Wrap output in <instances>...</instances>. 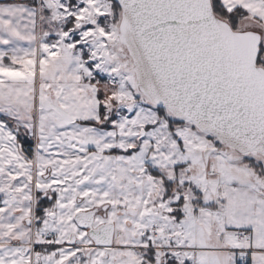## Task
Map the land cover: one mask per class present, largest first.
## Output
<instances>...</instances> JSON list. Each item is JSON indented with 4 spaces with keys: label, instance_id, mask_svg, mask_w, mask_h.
Returning <instances> with one entry per match:
<instances>
[{
    "label": "snow or ice",
    "instance_id": "6c2138e0",
    "mask_svg": "<svg viewBox=\"0 0 264 264\" xmlns=\"http://www.w3.org/2000/svg\"><path fill=\"white\" fill-rule=\"evenodd\" d=\"M0 264H264V0H0Z\"/></svg>",
    "mask_w": 264,
    "mask_h": 264
}]
</instances>
